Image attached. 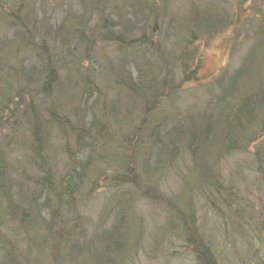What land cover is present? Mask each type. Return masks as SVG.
<instances>
[{
    "label": "rangeland",
    "instance_id": "obj_1",
    "mask_svg": "<svg viewBox=\"0 0 264 264\" xmlns=\"http://www.w3.org/2000/svg\"><path fill=\"white\" fill-rule=\"evenodd\" d=\"M130 1L131 5L123 8V17L110 18L117 27L119 21L130 24L131 34L124 43L96 38L87 55L79 56L73 50L80 57V67L90 72L99 86L93 96L89 91L84 95L83 89L76 90L75 96L83 100L79 115L86 116L87 126L94 120L104 128L107 125L104 140L92 157L89 180L81 188L78 210L86 224L85 237L70 242L83 245L81 242L92 239V248L65 252L60 261H54L59 259L66 217L52 226L53 238L48 232L32 238L16 222L5 221L3 225L1 215L0 239L10 243L5 247L16 250L20 264H26L31 241L36 245L44 240L47 252L41 255L36 246L40 255L29 256L28 252L31 264H202L195 249L202 245L216 264H264V114L251 120L239 114L240 102L264 88V45H257L264 0ZM40 2L36 0L35 13L24 6V14L33 16L35 22L47 19L52 27L74 18L63 28L75 29L76 18H81L77 0L47 2V7ZM205 12L217 14L223 21H206L210 15L205 16ZM94 24L100 25L98 15L90 18L87 32ZM196 25L200 27L195 29ZM120 30L121 26L116 32ZM17 34L10 25L6 28L0 24V160L5 161L6 172L8 165L13 168V173L3 179L25 185L24 199L33 201L35 186L24 184V180L26 175L40 177L32 164L38 160L41 146L44 163L56 180L63 176L68 180L74 174L69 149L78 154L80 162L91 151L76 148V133L68 139L53 125L43 126L49 131L47 139L39 128V144L19 142L20 135L32 134V102L35 100L33 106L44 121L47 100L39 78L43 71L37 69L35 81L30 82L27 75L17 73L40 67L38 57L21 49L14 55L24 61L9 62L16 49L7 44ZM113 68L118 70L116 74ZM129 93L140 94L145 107L152 109L148 117L152 126L145 129L143 138L137 134L134 142L130 139L138 130V119H131V125L125 124L119 134L125 126L121 121L124 115L135 111L132 117H137L140 113L132 98L126 96ZM47 102L50 108L52 100ZM158 109L159 114L151 120ZM107 111L108 116L116 114L120 121L104 116ZM206 116L212 141L209 148L199 149V129L193 121L205 123ZM16 123L20 132L12 130ZM241 134L252 141L247 150H227V143ZM198 155L200 160L194 162ZM77 179L74 188L79 185ZM43 202L44 197L40 204ZM37 210V217L51 225L52 214L43 207ZM113 228L117 235L111 241ZM10 255L14 256L12 252ZM3 256L1 248L0 260Z\"/></svg>",
    "mask_w": 264,
    "mask_h": 264
},
{
    "label": "trees",
    "instance_id": "obj_2",
    "mask_svg": "<svg viewBox=\"0 0 264 264\" xmlns=\"http://www.w3.org/2000/svg\"><path fill=\"white\" fill-rule=\"evenodd\" d=\"M53 1L57 0H42L40 5L47 7L46 3H53ZM77 2L81 9L79 11L81 12V18L80 20L79 18H76L77 21L75 29L71 30L63 27L65 26V23L70 22L74 18L65 19L59 24L58 27L56 25H53L52 27L51 21H48L47 19H38V21L35 22L33 16L25 15L24 6L30 9L29 11L35 13L37 10L36 0H19L18 3L11 2L10 0H0V24L6 28L10 25L11 28H15L16 32H18V34L15 35V38H13L14 40L7 44L8 47H13L16 49V52L10 56L9 62L15 64L18 62L22 63L24 61L23 58L20 61L17 59V56L14 55L17 54V52H19L21 49H27L28 52L32 53L34 56H37L38 61L40 62V67L31 68L28 70L21 69V71L18 70L17 73L20 75H27V79L29 78L28 81H35V72L37 69L43 71V76L39 75V78L43 80L42 92L45 95L46 100H52L53 103V105L49 108L48 102L45 101L44 121H41V116L38 114V110L33 106L35 100L32 102L31 117L29 121V125L31 127L30 133L32 132V134L31 136L24 134L20 135L21 140H19V142L25 145L29 144L30 142L31 146L34 144H39V128H41L43 133L46 134L47 139V133L49 131L45 127L46 125H49L50 127H59V130H63L66 133L68 139H70L69 136L72 133H76V148L82 150L83 152L88 150L91 151L87 159L84 162H80L77 160L78 154L71 152L69 149L70 157L72 158L73 162L74 174L69 175L68 180L64 176L62 178L60 177L61 179L57 178L58 180H56L54 173L49 170V167L46 165V163H44L45 160L42 158L43 148L41 146L40 150L37 151V159L39 160L40 157L42 159L39 161L36 160V162L32 164L37 170H39L40 177H28L26 175L25 180L23 179L24 184H32L35 186L33 187V193L36 194V198H34L33 201H26L24 199L22 189H24L25 185L18 182L14 183L12 181H8L5 178L3 179V177H7L6 175L13 173V168L10 167L12 165H8L9 172L7 171V173L5 171V164H2L5 161L0 160V217L3 215V225H5V221H13L18 223L19 227L26 232V235L28 234L32 237L42 232H48V235L53 238V234L51 233L52 226L56 227L57 222L59 220L63 221L64 217H66L67 220L63 223L65 229L63 234L60 236L62 239V247L59 251V259L56 257L54 260L56 263L58 260L60 261L63 255L67 254L65 252H70L73 254L74 249L83 252L86 249L90 250L92 248V239L89 243L81 242L83 245L71 244L74 242L72 241V238H77L75 240L80 241L85 237L86 224L83 223L84 220L79 218L80 214L78 210L80 196L83 195V189L81 188H83L85 182L89 180L87 173L91 170L90 166L93 154L101 145L100 141L104 140V133L107 131L105 130L107 125L104 128L97 124L95 120L87 126L85 119L86 116L80 117L79 115V109L83 104L81 103L83 100L82 97L75 96L78 93L77 91H81V89H83L84 95H86V93L89 91V95L93 96L95 93L94 88L99 89L97 82L91 79L92 76L89 74L90 72H84L83 68L80 67L81 61L79 60V56L82 53L84 56L87 55L89 47H92L95 44L96 38L105 41L106 38L109 37L108 41L124 43L126 35L131 34L129 23L127 25H123L122 21H119V25L117 27L115 23L110 22L112 21L110 18L114 16L118 17L120 15V17H123V8L131 5L130 0H77ZM120 2L122 3L119 4ZM16 5L17 8L15 9ZM46 13L47 12L44 11V14ZM69 14L71 13L69 12ZM205 14V16L210 15L207 17L206 21L208 19L212 20L211 18H215L217 21H220V24L223 21V18L217 14H211L209 12H205ZM96 15H98L100 18V25L98 26L94 24L93 27H91L87 32V24L90 21V18L92 16L95 18ZM119 26H121V30L116 32V29L119 28ZM199 27V25H196L195 29ZM260 27H262L261 30L259 29L257 32V45L263 46L264 43L260 44V39L264 37V17ZM194 32H196V30ZM35 38L39 39V41L33 42L32 39ZM28 40H31L32 42ZM81 42H83V44H81ZM79 45H85V47L82 48ZM74 49H76V52L79 56L77 54L75 56L73 52ZM1 59L2 58H0V63ZM165 63L166 62H164L163 65H165ZM73 64H76L77 67L72 66ZM113 70L115 71L114 74H116L118 71L116 68H113ZM61 74H63L64 77H62ZM123 87L125 88V86ZM126 96L132 98L135 105L134 108L137 111L140 110V113H137V117H132V112L135 111H130L129 114L124 115V118L121 117V121H123L124 125L127 123V125H131V119H138V130L134 132L132 138L130 139L132 142H134L138 137L137 134H140L143 138L145 129H148L152 126V122L148 121V117L150 116L152 109L145 107V102L142 100V96L140 94L136 95L134 93H129L126 94ZM86 100H88V98ZM240 103L241 105L239 107V114L243 117L246 116L247 120L254 119V115L256 117L257 114L262 116V114H264V88L257 91V95L248 97L243 101V103ZM85 105H87V103H85ZM114 112L116 113V111ZM159 112V109L155 110L150 119L152 120L157 114H159ZM107 113L108 111L105 113V115L103 113L102 114L112 118L113 120L120 121L116 114L114 116L109 114L108 116ZM208 118V116L204 117L203 120L205 123L200 122V124H197V122L193 121L194 126L199 129L197 130L199 132L196 138L197 148L199 149L200 147L203 149H205V147L209 148L207 145L212 141L210 133L206 128L210 121ZM239 120L242 122V119ZM44 125L45 127L43 129ZM12 126L13 132H20V127L17 123ZM246 127H249V124H246ZM125 128L126 125L121 128L119 134H121ZM251 134L255 136L256 133ZM118 135H116V137L120 138ZM92 136H94L95 139H93ZM185 136L187 137V140H190L189 144L193 146L189 135L185 133ZM124 140L127 141L126 139ZM250 144H252L250 138L248 139L247 136H242L241 134L238 139L234 140V142L227 143V150L232 147L235 151H245ZM199 156L200 155L195 156L194 162L200 160ZM49 158L51 160L50 155ZM98 158L101 159V157ZM260 162L262 161L260 160ZM75 169H77V171H75ZM203 177L204 176H202V178ZM76 178H78L77 180L79 185L78 187L74 188L73 183L75 182ZM211 184L212 182L210 185ZM43 197L44 202L41 205L40 200ZM40 207H43L44 210H47L52 214L53 222L51 225H48L46 220L41 218L40 215L37 217L39 212L37 209H40ZM114 230L115 228H113L110 234H113ZM0 235L1 238H3L1 232ZM116 235V232L114 235H110V240L114 241ZM0 241H2V239H0ZM2 243L3 245L0 246V251L2 248V253H4V256L3 259L0 260V264H20L18 257H16V250L9 249L7 247L10 245L8 241L7 243L2 241ZM5 244L7 245L6 247L4 246ZM31 244H28L29 248L27 250V256L25 257L26 264H31L28 258V252L31 253L29 256L40 255L35 251L36 246H38L41 255L42 253L47 252V250L44 251L46 248L44 244L47 245L45 240L41 243H37L36 245ZM114 245L119 249L121 248L120 243H115ZM195 249L198 254L199 261L202 264H216L212 254L205 247V245L197 246ZM10 252H12L14 256H11ZM54 252H57V250L55 249ZM102 264H104V261H102Z\"/></svg>",
    "mask_w": 264,
    "mask_h": 264
}]
</instances>
